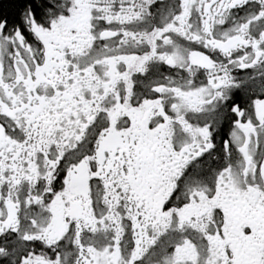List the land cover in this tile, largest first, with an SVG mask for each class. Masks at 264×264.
Returning <instances> with one entry per match:
<instances>
[{
  "label": "snow or ice",
  "instance_id": "6c2138e0",
  "mask_svg": "<svg viewBox=\"0 0 264 264\" xmlns=\"http://www.w3.org/2000/svg\"><path fill=\"white\" fill-rule=\"evenodd\" d=\"M0 264H264V0H0Z\"/></svg>",
  "mask_w": 264,
  "mask_h": 264
}]
</instances>
